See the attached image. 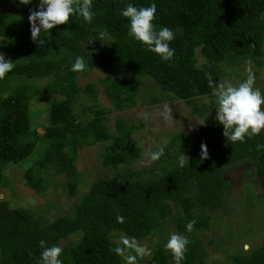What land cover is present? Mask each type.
I'll return each instance as SVG.
<instances>
[{
    "label": "trees",
    "instance_id": "1",
    "mask_svg": "<svg viewBox=\"0 0 264 264\" xmlns=\"http://www.w3.org/2000/svg\"><path fill=\"white\" fill-rule=\"evenodd\" d=\"M39 2L31 0L24 5L20 0H0V50L16 63L0 80V181L8 165L38 154L39 146L45 145L42 157L24 173L25 184L36 192L46 189L42 171L53 170L66 177L67 194L74 195L80 147L111 141L102 160L104 168L110 170L129 165L139 156L123 122H117V136L110 134L105 123L109 112L137 105L139 82L150 81L142 98L144 105L177 99L192 114L200 115L204 107L196 100L215 91L208 86L205 73H211L218 84L231 65L262 63L264 0H93L91 24L73 16L68 24L51 29L49 35L42 30L40 39L45 43L38 46L32 41L29 15L39 10ZM129 3L138 8L156 4L157 31L168 27L175 33L169 45L175 49L170 61H162L128 35L130 21L121 12ZM105 28L110 38L99 41V32ZM103 44H107L106 49L101 48ZM77 57H83L87 65L82 73L71 71ZM94 71L103 75L97 82L111 109L89 107L93 117L78 121L77 100L81 96L94 99L97 91L96 83L79 87L76 79ZM41 79L47 82L38 85ZM7 89L10 92L2 96ZM152 89L157 93H151ZM41 95L56 97L50 104L43 135L30 125L29 111L30 100ZM202 123L195 142L196 155L183 168L177 166L141 182L119 177L97 179L69 215L43 224L31 210L0 202V264H37L43 251L40 241L46 242L45 247L58 246L59 240L78 233L79 241L63 249L62 264H122L124 260L110 250L117 246L113 232L144 239L154 236L168 220L174 222L177 234L190 241L181 264H205L201 241L193 230L208 228L206 209L222 207L229 186L223 177L225 169L240 162L254 163L264 190V133L246 137L245 143H232L223 135L216 115L206 116ZM202 144L208 149V158L203 160ZM117 215L124 217V223L117 222ZM193 220L189 232L187 225ZM171 260V252L162 244L155 247L153 264H169ZM230 264H264V246L248 255L234 256Z\"/></svg>",
    "mask_w": 264,
    "mask_h": 264
},
{
    "label": "rangeland",
    "instance_id": "2",
    "mask_svg": "<svg viewBox=\"0 0 264 264\" xmlns=\"http://www.w3.org/2000/svg\"><path fill=\"white\" fill-rule=\"evenodd\" d=\"M1 41V37H0ZM102 49L107 48L103 44ZM0 53H4L0 50ZM5 59L10 56L4 53ZM198 64L202 62L197 53ZM260 66L251 61L242 64H234L225 69L226 75L219 79L221 82H230L233 85L246 80L248 69L255 75V85L264 94V46L263 57ZM103 75L96 71L85 76L79 75L76 83L79 87H85L89 83H96L97 94L94 99L81 96L77 100L75 114L78 121L91 119L93 115L87 111L93 109H111V105L103 92V87L97 82ZM47 79L37 81L38 85L45 84ZM218 83V84H219ZM150 86V81L139 82L137 105L122 112H109L105 116V123L112 136L119 135L117 122L121 121L131 133L130 143L139 149V156L129 165H120L117 170L105 169L102 160L103 156L111 146V141L94 143L91 146L80 147L77 151L75 162L78 176V189L74 195L67 194L66 177L56 174L53 170L48 173L42 171L46 189L43 192H36L25 184L24 173L31 164L41 158L45 145H40L38 154H33L24 161L15 165H8L1 173L0 181V202H8L10 208H23L31 210L35 217L41 222L49 221L69 215L85 195L94 181L100 178L119 177L130 182H141L148 179L160 177L162 172H169L179 166L178 158L181 153L189 158L196 155V140L198 129L205 117L217 115V103L214 91L211 96L200 97L196 104L204 109L200 115L191 113L187 105L177 99H169L164 103L144 105L143 97ZM10 92L8 89L2 96ZM151 93H157L152 89ZM56 97L41 95L30 100L29 111L31 113L32 128L43 135L44 128L48 121V110L50 104ZM164 105L172 109L173 119L176 121L173 126L165 124L159 115ZM147 113L148 118L144 119L142 114ZM142 126L139 127L138 125ZM137 125L135 129L132 126ZM133 129V130H131ZM264 133V131H262ZM181 137V138H180ZM164 147V155L159 161L148 166L146 151L151 148L153 151ZM187 164V163H186ZM48 168H52L51 165ZM224 179L229 183L226 194L219 209H206L204 215L208 221V228L193 230L194 235L201 241L204 252L205 264H230L236 255H248L252 250L264 246V190L258 181L254 163L240 162L234 167H229L223 172ZM154 236L144 239H137L141 244L152 250L151 257L138 258V264H153V252L157 245L166 244L173 231L176 232L174 222L168 220L157 230ZM177 233V232H176ZM121 232H113L112 240L118 242ZM81 235L73 234L68 238L61 239L58 246L62 249L69 247L79 241ZM168 251V250H167ZM170 252V251H168ZM122 264H126L124 261ZM169 264H174L171 260Z\"/></svg>",
    "mask_w": 264,
    "mask_h": 264
},
{
    "label": "clouds",
    "instance_id": "3",
    "mask_svg": "<svg viewBox=\"0 0 264 264\" xmlns=\"http://www.w3.org/2000/svg\"><path fill=\"white\" fill-rule=\"evenodd\" d=\"M20 3L28 5L31 0H20ZM92 8L93 0H40L39 10L32 11L29 15L32 41L38 43V46L44 44L45 41L40 39L42 30L44 34L49 35L51 29L68 24L73 16L82 17L85 22L91 24L95 15ZM156 12L155 3L139 8L129 3L122 10L121 15L130 21L128 35L143 44L148 51L157 54L162 61L167 62L175 54V49L169 46L175 39V33L168 27H162L157 31L154 25ZM109 38L106 28L99 32V41ZM15 64L10 59H5L4 53H0V80L5 79L7 74L14 69ZM86 70L87 65L84 58L77 57L71 66V71L82 73ZM247 71L246 80L238 85H233L227 81L215 84L211 73H205L208 86L215 90L216 120L223 126V135L232 143H245L246 137L251 139L264 131V94L259 88L254 87L255 75L251 69ZM159 115L169 127L176 122L169 105H164L163 111ZM142 116L144 119L148 118L147 113H143ZM145 155L147 159L144 163L151 166L164 155V147L161 146L155 151L148 148ZM207 158V146L202 144L201 159ZM178 162L179 166L183 168L189 162V158L181 153ZM116 219L118 223H124L123 216L117 215ZM194 224V220L190 221L187 225V231L191 232ZM45 244V241L39 242L43 251L37 264H62L60 257L63 249L60 246L45 247ZM189 244L190 241L186 236L177 234L175 231L171 233L165 247L171 252L174 264H181L185 259ZM110 250L121 257L126 264H138V258L143 259L152 256V250L146 245L123 233L119 236L117 246Z\"/></svg>",
    "mask_w": 264,
    "mask_h": 264
}]
</instances>
